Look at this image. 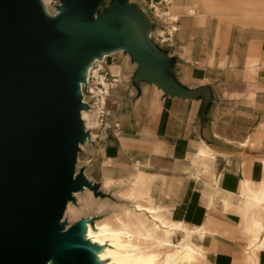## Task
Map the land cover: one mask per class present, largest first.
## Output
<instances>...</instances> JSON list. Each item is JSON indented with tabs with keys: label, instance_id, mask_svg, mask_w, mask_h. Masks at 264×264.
<instances>
[{
	"label": "crops",
	"instance_id": "1",
	"mask_svg": "<svg viewBox=\"0 0 264 264\" xmlns=\"http://www.w3.org/2000/svg\"><path fill=\"white\" fill-rule=\"evenodd\" d=\"M173 2L175 17L188 7L195 15L181 14L174 44L160 50L173 60L174 81L188 91L204 89L206 98L165 97L148 83L134 85L137 65L131 63L129 76L113 66L123 79L109 102L120 129L96 145L119 171L139 168L132 175L144 174L153 205L168 220L206 231L200 243L207 263L264 264V230L254 234L263 213L246 210L241 196L248 184L264 189V30L237 23L241 16L208 12L199 0ZM91 163L86 157L82 168L93 181Z\"/></svg>",
	"mask_w": 264,
	"mask_h": 264
},
{
	"label": "water",
	"instance_id": "2",
	"mask_svg": "<svg viewBox=\"0 0 264 264\" xmlns=\"http://www.w3.org/2000/svg\"><path fill=\"white\" fill-rule=\"evenodd\" d=\"M61 0L56 16L42 0H0V264H98L84 239L87 220L63 222L74 194L102 195L77 163L91 142L81 84L105 56L125 53L165 97L194 99L169 71L173 60L151 40L152 22L128 0Z\"/></svg>",
	"mask_w": 264,
	"mask_h": 264
},
{
	"label": "bare ground",
	"instance_id": "3",
	"mask_svg": "<svg viewBox=\"0 0 264 264\" xmlns=\"http://www.w3.org/2000/svg\"><path fill=\"white\" fill-rule=\"evenodd\" d=\"M130 2V1H129ZM131 3V2H130ZM105 5H102V7ZM173 7L171 8V13ZM145 14V13H144ZM174 16V14H173ZM174 19L176 17L174 16ZM114 74H117L114 72ZM116 76V75H115ZM83 119L87 122L86 127L89 131L93 130L94 125L88 121V112L82 113ZM95 140V135L91 133V142ZM87 144V145H88ZM87 145H82L83 149ZM203 166L208 167L209 162L201 163ZM211 170V169H209ZM89 178V177H88ZM90 180V179H89ZM114 181L108 179L103 187H100V192H107ZM254 186V185H253ZM264 189L261 187L259 190H254L249 184L247 188L242 190V201L246 210L250 206H257L262 214H258L256 217V224L254 229L257 231L264 230L263 217H264V200L261 198V193ZM87 193H93L92 190L85 188L83 191L75 193L73 196L75 202H70L67 205L66 213L73 210L77 202L83 204V210L89 212L91 210V203L89 197L82 199V195ZM94 194V193H93ZM211 196V194H210ZM209 196V197H210ZM214 196V195H213ZM128 200L134 201L136 213H143L148 215L149 219L153 223V230H148L145 222L135 215L127 208H123L124 216L127 220L126 223L120 219L121 227L115 229L110 225L103 223L98 224L96 231L91 226L89 220L91 216H86L83 219L87 220L86 231L84 239L86 242L93 246L102 249L96 255V261L98 264H206L207 256L202 245H197L194 240L203 241L206 237V231L201 229H188L184 223L173 222L168 220L160 208L149 207L144 205V201H152L150 192L147 188V182L144 179V174L140 171L133 176L132 191L124 196ZM208 197V196H207ZM212 197V196H211ZM213 201V200H212ZM96 203H94L95 205ZM211 204V203H210ZM209 204V205H210ZM103 205V204H102ZM97 207V206H96ZM95 207V208H96ZM115 208V207H114ZM75 209V208H74ZM113 209V207H112ZM114 210V209H113ZM65 215V214H64ZM72 217H75L72 215ZM66 219H64L65 222ZM81 222V221H80ZM66 228H70L71 224L65 223ZM196 233V234H194ZM132 234L136 236L138 242H134L131 238ZM180 234L182 240L177 245L173 243V236ZM163 237H160V236ZM134 238V237H133ZM257 238V237H256ZM111 243V244H109ZM116 247L119 251H114L112 248ZM141 247H145V251H142ZM113 260L111 263L109 260ZM50 264H53L52 262Z\"/></svg>",
	"mask_w": 264,
	"mask_h": 264
},
{
	"label": "rangeland",
	"instance_id": "4",
	"mask_svg": "<svg viewBox=\"0 0 264 264\" xmlns=\"http://www.w3.org/2000/svg\"><path fill=\"white\" fill-rule=\"evenodd\" d=\"M147 2L148 0H128L129 6L131 5L133 7L138 8V10L141 11L143 14L145 13L144 15L147 17L148 21L153 22V19L146 8ZM173 3L174 5H176L175 2ZM199 3L203 5L204 9L208 12L214 13L215 11H219L221 15H228V16L233 15L236 17L241 16L242 19L235 20L237 23L244 24V25L261 24L258 26H260L264 30V25H263L264 24V17H263L264 16V5L260 4L259 2H254V0L253 1L247 0L246 2L243 0L235 1V2L231 0H199ZM115 4H116V0H106L105 5L99 10V14L104 13L109 9H112ZM195 9L196 8H191V7L185 8L183 12L176 14V17L181 16V14L194 16ZM192 11L193 13H190ZM223 17H226V16H223ZM115 57H116L115 63L117 65H121L122 75L129 76L130 75L129 73L133 71V68L135 67V65L131 64L132 61H131L130 56H128L125 53H118ZM102 140L103 139H99L94 144L92 143L88 144L83 149V152L81 153L83 155L81 156V158L85 155V159L86 157H88V159L91 160L92 162L91 164H93V169H92L93 171L91 170V172L93 173V175H91L90 177L91 179H93L95 183H99L101 187L105 185L108 179L113 180L114 178L116 179V181L113 180L114 182L112 183L108 191L103 192V193L101 192L102 195H95L93 191L92 192L94 194L87 193L85 195H82L81 196L82 199L89 197V201L92 205L91 210L89 212L84 211L83 210L84 205L79 203L78 201L76 206H74L73 210L69 213V215H68V210H67V213L65 212L63 222H64V219H66L65 223H69L71 224V226H74L80 221H83L84 217L91 216V220H89V222L95 231H96L97 225L103 224V223H106L115 229H119L121 227L119 219L124 223L127 222L124 216V213L122 211L123 208L125 207L129 209L130 211H132L135 215L139 216V218L142 219L147 225L148 230H153L154 229L152 227L153 223L148 218L149 216L144 215L143 213H136L135 205L133 204L135 202L128 200L127 198L124 197L125 195L129 194L132 191V180H133L132 173H134L138 167L136 166L133 167L132 171L121 172L119 171V169H116V165L114 164L113 161L107 163L108 161H111V160L102 159V153H101L102 148L100 147V145H96ZM85 159H81L82 162H79V159H78V163H77L78 170L82 169ZM95 163L97 165H95ZM105 173H106V178H105V181H103ZM218 179L217 178L213 179L214 180L213 195L216 193L214 189H217L219 185ZM144 202L145 203L143 204L146 206L159 208V207L154 206L153 202L150 200L144 201ZM94 203L96 204L94 205ZM112 207L114 210L112 209ZM72 215L75 217H72ZM189 227L193 228L191 226ZM255 233L261 234V232L259 231L254 232V234ZM160 237H163V236L161 235ZM182 237L183 236L180 234L173 236L172 238L173 243L177 245L178 243L181 242ZM131 238L133 239L134 242L136 243L138 242L134 234H132ZM194 242L197 245L198 244L202 245L199 240L197 241V239H195ZM112 249L114 251H119L118 248L116 247H113ZM141 249L142 251H145L146 248L141 247ZM109 261L111 263L114 262L111 259ZM207 264H210V263L208 262Z\"/></svg>",
	"mask_w": 264,
	"mask_h": 264
},
{
	"label": "built area",
	"instance_id": "5",
	"mask_svg": "<svg viewBox=\"0 0 264 264\" xmlns=\"http://www.w3.org/2000/svg\"><path fill=\"white\" fill-rule=\"evenodd\" d=\"M42 3L48 15L56 16L59 13L61 0H42ZM172 7L173 0H148L146 5L153 19L150 40L159 48L172 46L180 30L179 17L174 19ZM117 54L96 60L89 69L86 83L81 84L82 102L88 106V110L83 112H88V121L94 125L91 131L86 127L90 134L95 135L92 144L103 139L102 136L109 131L120 129L118 123L112 124L113 113L109 106L113 91L123 81L121 75L115 76L112 72V67L117 65ZM83 121L86 126L87 122Z\"/></svg>",
	"mask_w": 264,
	"mask_h": 264
}]
</instances>
